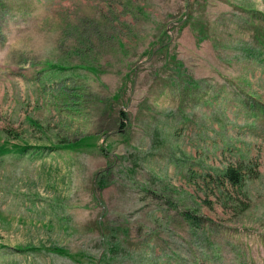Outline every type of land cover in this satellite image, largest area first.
Listing matches in <instances>:
<instances>
[{
	"label": "rangeland",
	"instance_id": "1",
	"mask_svg": "<svg viewBox=\"0 0 264 264\" xmlns=\"http://www.w3.org/2000/svg\"><path fill=\"white\" fill-rule=\"evenodd\" d=\"M0 145V264H264V0H0Z\"/></svg>",
	"mask_w": 264,
	"mask_h": 264
},
{
	"label": "trees",
	"instance_id": "2",
	"mask_svg": "<svg viewBox=\"0 0 264 264\" xmlns=\"http://www.w3.org/2000/svg\"><path fill=\"white\" fill-rule=\"evenodd\" d=\"M33 124H36L35 122H33ZM122 124V123H121ZM79 143L77 141H72V142H67L65 143V146L66 148H75L76 146H78ZM10 147H13L15 149H21V150H24L26 147H19L17 145H10ZM7 146L6 145H0V153H3L5 152V150H7ZM224 175L227 176L229 179H231L232 181H234L235 183H237L239 181L238 179V171L233 169V168H226L225 171H224ZM50 249L56 251V252H59V253H62L64 252L62 249L58 248V247H51Z\"/></svg>",
	"mask_w": 264,
	"mask_h": 264
}]
</instances>
